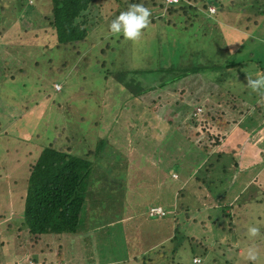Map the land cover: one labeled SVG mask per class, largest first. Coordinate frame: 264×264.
<instances>
[{
    "label": "rangeland",
    "instance_id": "rangeland-1",
    "mask_svg": "<svg viewBox=\"0 0 264 264\" xmlns=\"http://www.w3.org/2000/svg\"><path fill=\"white\" fill-rule=\"evenodd\" d=\"M252 1L232 0V4L229 1H224L223 11L227 14L224 16L222 29H216V35L209 38L204 33L198 35L194 33L195 31L183 32L180 29L184 27L183 22L187 24L190 20L191 14L202 13L203 2L194 4L191 0L180 1V3L194 8L186 12L183 22L181 17H176L177 14L167 15L168 20L176 21L174 27H165L161 16L164 15L166 7L161 10L154 7L153 11L160 18L157 23L151 24L152 28L149 27L147 30L148 38L156 35V31L159 29L164 34L162 36L164 42L167 40L170 45L171 43L174 45L175 50L179 51L184 48L177 40V37L181 36L185 42L192 44L191 49L196 46L204 48L208 53L212 51L210 59L220 61L221 55L216 54V49H219L218 45L225 49L227 44L233 47L234 41H241V36L246 38L245 31L238 28V26L241 27L240 24H247L244 19L247 16L260 18L257 17V8L252 6ZM256 1L258 6L264 7V0ZM33 4H35L34 0H26V5ZM23 7H18L16 0H7L6 7L0 14L2 37L6 35L9 38L21 39L23 36L31 35V32H24L21 28ZM47 8L46 4L39 6L38 10L36 8L39 14L37 19L36 15H32L28 10L29 19L33 21L36 31L42 29L41 15L46 13ZM215 10L216 8L208 7L209 12ZM238 12H240L239 16H237ZM253 12L254 15H252ZM179 14L181 13L179 12ZM4 17L7 19L3 21ZM195 18L198 17H193V19ZM148 19L150 20L151 17ZM205 23L207 24L206 29L213 26L207 21ZM227 28L229 29L227 30ZM188 29H191L190 26ZM217 30L221 33L222 39H220ZM254 34L257 36L256 44H252L254 48L247 50L244 47L237 54V56H242L246 50L252 52L249 55L251 63H243L245 68L243 75L229 81L224 79L225 85H229L228 90L233 91L232 94H243L246 91V77L255 78L257 73L264 74V29H260ZM28 38L26 37V39ZM258 38L263 42L257 40ZM91 40H88L87 46L79 50L80 53L75 57L68 51L64 53V59H59V53L54 51L50 56L52 60L50 64L46 62L50 53L39 56V61L34 67L28 63L25 73L18 72L15 79L0 82V124H2L0 130V209L10 208L11 205L5 203L6 198L10 200V194L13 199L19 196L21 187L26 182L27 166L33 162L35 152L54 139L53 137L60 127L68 123L69 128L70 121L65 117L66 115L72 114L76 121L80 118L84 119V122H71V127L68 129L69 136L75 135L78 141H83V146L84 141L87 146L88 141L91 144L93 140L91 133L93 132L92 128L87 130V127H90L93 112L86 113L87 107L83 100L93 99L102 93V102L112 104L111 98L115 92V87H109L108 91H103L102 87L103 80L99 66L102 59L99 50L104 49V41H99L96 44L97 50H92L89 48ZM227 41L229 42L227 43ZM3 46L5 47L2 49L7 53L15 55L14 49L7 42ZM117 46L122 54L116 53V57L120 56L118 63H121L122 66H125L122 62L140 64L143 61L144 50L148 47L146 42L142 43L141 34L135 40L124 39ZM225 49L223 53L227 54L229 50ZM25 50L23 48V51ZM32 57L34 54L26 55L24 58L28 61ZM84 58L96 59L99 63L89 64V61L84 62ZM112 58L105 65L115 62L116 68L118 65L115 58ZM62 61L66 62L64 66H61ZM225 78L229 77L225 76ZM185 80L166 87L161 93L153 95L152 99L147 97L144 100L147 104H151L153 107L151 110L157 113L156 124L153 119L149 120L152 127L149 134L154 133L155 126L160 127L157 134L158 140L149 139L150 142L156 143L153 144L154 147L144 146L146 149L139 150L140 148L136 149L133 145H125L123 142L113 144L115 153L112 158L115 157V160H111L112 164L110 168H107L108 172L113 169V175L118 173L126 161L128 174L131 176L128 184L126 183L127 187L119 197L121 198L120 205L125 207L122 209H126L124 211L127 214L123 220L129 222L131 226L127 227V230L123 226L124 224H120L117 220L116 236L122 241L120 231L125 229L124 239L136 240V247L145 253L172 236L173 221L176 220V223L186 222L179 231L182 228L187 229L185 235L192 239L194 244L196 243V247L193 248L194 257L191 250L176 251L175 258L180 264H191L194 258L197 259L198 264H247L249 260L246 254L249 248L256 253L255 261L250 263L264 264V155L262 156L264 154V126L256 130L259 125L264 124V89H260V93L254 98L253 112L257 110L255 106L262 108V111H258L254 116V124L249 122L250 120L242 122L240 117V122H235L236 125L232 127L229 135L216 148V151L212 152V156H210L211 153L208 154L200 167L194 170V173L191 170L194 155L182 149H185L186 143L191 144V140L196 142L197 137L194 136V132L200 133L201 129L197 126V121L188 120L187 115L198 105L197 103L208 102L214 108L220 107L221 103L219 105V91L213 90L215 95L209 98L205 86H203V90L193 87L190 92L183 91L186 89L182 85ZM247 88L249 91L250 87ZM182 91L183 93H181ZM107 92L110 95H107ZM260 95L263 97H259ZM234 99L230 96V103ZM194 101L197 105H194ZM151 110L146 112L148 117L152 114ZM176 116L179 118L176 119ZM167 118L174 119L177 127L168 125ZM227 119L231 123L235 120L234 117ZM160 121L163 122L160 124ZM182 122L183 124H180ZM186 122H189V127L184 125ZM63 137L64 135L61 136L62 139ZM75 149H78V146H75ZM117 149L119 150L117 151ZM232 150L234 151L232 155L236 157V160L241 156H246L238 162L239 167L237 168L228 167L229 154ZM214 153H217L215 157ZM184 160L191 162L189 172H185L184 166L181 165ZM256 162L259 165L253 167L252 164ZM243 164L249 168H242ZM259 168L262 169L255 174ZM190 173L191 175H189ZM252 175L254 176L252 177ZM179 191L183 193V197L176 199ZM169 197L170 202L168 201ZM180 204L185 208L179 209ZM150 206L168 207L167 215L150 217L148 215ZM198 211L200 212L198 213ZM119 214H124L123 210ZM185 214L189 215L187 220H185ZM249 226L257 228L255 236L247 235ZM109 227L107 228L110 229ZM18 229H21L20 214L15 213L14 208L11 207L10 214L0 218V262L2 264H23L31 256L36 259V264H64L61 263L62 259L58 255L57 243L54 240L50 241L43 249L37 247V250L29 251L26 254L16 252L15 245L19 246L20 244L15 239L19 234ZM257 240L260 241L257 242ZM95 242V240L91 242L86 239L67 248L63 255L66 260L65 264H110L107 261L101 263L96 261L99 260L95 251L99 241L96 245ZM67 244L70 245V243ZM102 249L104 248L102 247ZM137 253L139 252H133V254ZM196 255H201V257ZM100 257L104 259L106 254ZM108 257L110 256L108 255ZM132 260L133 257L130 256L129 261Z\"/></svg>",
    "mask_w": 264,
    "mask_h": 264
},
{
    "label": "trees",
    "instance_id": "trees-1",
    "mask_svg": "<svg viewBox=\"0 0 264 264\" xmlns=\"http://www.w3.org/2000/svg\"><path fill=\"white\" fill-rule=\"evenodd\" d=\"M180 1L183 0H178L177 3H168V0H34L35 4L26 5V0H16L18 7L24 6L22 10L19 9L21 12L24 11L23 16H21V28L24 32H31V35L23 36L21 39L9 38L6 35L2 37L3 33L0 31V82L15 79L18 72L25 73V67L28 63L34 67L39 61V56L50 53L46 60L48 64L52 62L50 56L54 51L59 53V59H64V53L68 51L75 57L80 53L79 50L87 46L88 40L92 39L89 44V48L92 50H97L96 44L101 40L104 41V49L99 50L102 59L99 66L103 80V91L109 87H115V92L111 98L112 104L102 102V93L93 99L83 100L87 107L86 113L93 112L90 127H87V130L92 128L93 132L91 133L93 137L91 144L88 141L87 146L84 141L83 146V141H78L75 135L69 136L68 129L71 127V122H84V119L80 118L76 121L72 114L64 115L70 121L69 128L68 123L60 127L53 137L54 139L35 152L33 162L27 166L26 182L21 187L19 196L13 199L10 194V198L8 197L10 200L6 198L5 203L11 206L9 209H0V218L7 217L11 212V207L14 208L15 213L20 214L21 229H18L19 234L15 237L20 244L19 246L15 245L16 252L26 254L29 251L37 250V247L43 249L50 241L54 240L57 243L58 255L62 259L61 263L65 264L66 260H64L63 255L66 249L87 239L91 242L95 240V245L99 241L95 249L96 256L99 257V260L96 261L99 263L107 261L110 264H180L175 258L177 256L176 251L183 252L185 249L191 250L192 256H195L193 255V248L196 247V243L194 244V241L185 235L187 229L182 228L179 231L186 222L176 223L174 220L172 236L165 242L163 241V244L161 243L145 253L136 247V240L124 239L125 229L120 231L122 241L117 238L118 230L115 228L117 220L120 224H124L125 228L131 226L129 222L123 220L127 214L124 211L126 209H122L125 207L120 205L121 198H119L120 193L127 187V182L131 176L128 174L126 161L118 173L113 175V169L108 172L107 168L111 167V160H115V157L112 158L115 153L113 144L123 142L125 145H133L136 149L140 148L139 150L146 149L144 146L154 147L153 144L156 143L150 142L149 139L158 140L157 134L160 127L154 125V133L149 134L152 129L150 121L153 119L156 124L157 113L152 111V105L147 104L144 100L147 97L152 99L153 95L161 93L166 87L173 86L185 79L182 85L186 89L183 91L190 92L193 87L203 90V86H205L209 98L215 95L213 90L219 91V105L221 103L220 107L214 108L208 102L197 103V105L194 101V105L197 106L193 108L191 105L193 110L188 115L185 113L188 120L192 122L196 120L197 126L201 129V134L194 132V136L197 137L196 142L191 140V144L186 143L185 149H182L194 155L192 172L200 167L208 154L211 153L210 156H212V152L216 150L229 135L232 127L241 119L242 122L250 120L249 122L254 124V116L258 111H262L260 106H255L257 110L253 112L254 98L260 93V89L253 91L250 88L248 91L246 86V91L243 94L235 95L232 94V90H228L229 85H225L224 79L229 81L235 77H241L245 69L243 63H251L252 60L249 55L252 52L247 50H252L254 48L252 44H256L257 36L254 33L264 29V7L258 6L256 0L252 1V6L257 8V17L260 18L247 16L244 19L247 24L238 26L239 29L242 28L245 31L246 38L241 36V41H234L233 47L227 44L226 49L229 50L227 54L223 53L225 47L221 48L218 45L219 49H216V54L221 55L220 61H212L210 59V55L213 54L212 51L208 53L204 48L196 46L191 49L192 44L185 42L181 36H178L177 40L184 48L179 51L175 50L172 43L170 45L167 40L164 42L162 37L164 34L159 29L156 31V35L148 38L147 30L152 26L151 24L157 23L160 18L153 11L154 7L158 10L166 7L164 15L161 16L165 22V27L176 26V21L168 20L167 15L177 14L176 17H181L182 22L185 21L183 16L194 7L180 3ZM191 1L194 4L203 2L201 5L202 13L191 14L187 24L186 22L182 23L184 27L180 28L181 31H195L194 33L198 35L204 33L207 38L214 37L216 29H222L224 16L227 14L223 11L224 1H229L232 4V0ZM6 3L7 0H0V14L3 13ZM135 3L142 4L150 12L149 17L151 19L148 25L140 30L142 43L146 42L148 47L144 50L143 61L140 64L122 62L125 64L122 66L121 63H118L120 56L116 57V53H121L117 44L125 38L120 34L109 33L108 24L121 11H126L130 4ZM45 4L48 8L46 13L41 15L42 29L36 31L33 21L29 19L28 10L31 11L32 15H36L37 19L39 6ZM209 6L216 8V10L210 13L208 11ZM239 14L240 12L237 13V16ZM254 14L253 12L252 15ZM195 16L198 18L193 19ZM6 19L7 17H4L3 21ZM205 21L212 23L213 26L206 29ZM189 26L191 29H188ZM206 30L207 32H205ZM217 33L222 39L223 37L218 30ZM26 37L29 38L26 39ZM6 42L14 49L15 55L2 49ZM246 45L249 46L246 47ZM244 47L247 49L245 53L242 56H237L241 51L240 49ZM23 48L26 50L23 51ZM32 54L34 57L26 61L24 57ZM20 57L21 60L19 61ZM112 57L115 58L118 65L116 68L115 62L105 65ZM112 60L114 59L112 58ZM87 61L94 65L99 63L96 59L84 58V62ZM65 63L62 61L61 66H64ZM225 76L229 78H225ZM106 94L110 95L109 92ZM230 96L235 98L231 103ZM259 97H263V95ZM195 108L201 109V112L195 113ZM148 110L152 111L150 117L146 115ZM228 117H234L235 120L231 123L227 119ZM240 117L241 119H239ZM178 118L176 116V119ZM161 122L163 121L159 123L161 124ZM166 123L177 127L174 119L167 118ZM184 125L189 127V122ZM263 126L264 124L259 125L256 130ZM63 135L62 139L61 136ZM75 146H78V149H75ZM138 152L140 153V151ZM216 154L214 153V157ZM228 162V167L231 163L232 166L234 164V167H238V160L235 161L230 157ZM181 165L184 166L185 172L190 171V161L184 160ZM225 167L223 168L225 169ZM182 197L183 193L179 191L176 199ZM168 201H171L170 197ZM151 207H160L164 215H149ZM179 207V209L185 208L182 204ZM121 210L124 214H119ZM167 210L168 207L150 206L148 215L150 217H164L167 215ZM185 215V220H187L189 215ZM259 241L257 240V242ZM102 252L103 254H101ZM133 252L139 253L133 254ZM105 254L104 259L100 257ZM108 255L110 257L107 258ZM130 256L133 257L132 261H129ZM196 256L201 257V255ZM29 262L36 264V259L31 256L23 264ZM250 262L252 261L249 260L247 264H251ZM0 264L2 263L0 262Z\"/></svg>",
    "mask_w": 264,
    "mask_h": 264
},
{
    "label": "clouds",
    "instance_id": "clouds-1",
    "mask_svg": "<svg viewBox=\"0 0 264 264\" xmlns=\"http://www.w3.org/2000/svg\"><path fill=\"white\" fill-rule=\"evenodd\" d=\"M177 2L178 0H168V3ZM149 16V10L142 4H130L126 11H121L109 22L108 31L111 34H120L127 40H135L140 35V30L148 25ZM246 79V86L250 87L253 91L264 89V74L257 73L255 78L248 77ZM196 109L195 113L197 112ZM257 231L255 226H249L247 228V235L249 237L255 236ZM246 255L248 260L255 261L256 253L251 248L247 250ZM192 264H198L196 258L193 259Z\"/></svg>",
    "mask_w": 264,
    "mask_h": 264
},
{
    "label": "crops",
    "instance_id": "crops-1",
    "mask_svg": "<svg viewBox=\"0 0 264 264\" xmlns=\"http://www.w3.org/2000/svg\"><path fill=\"white\" fill-rule=\"evenodd\" d=\"M215 151H216V150H215ZM233 153H234V151L232 150L231 153L229 154V156L232 157L235 161H237V160H236V157L232 155ZM245 157H246V156H243V157L241 156L240 158H238V162L242 161L241 159H243V158H245ZM252 161H253V160H252ZM231 162H232V161H231ZM248 162H249V161H248ZM253 162H255V161H253ZM234 163H235V162H234ZM255 164H256V165H255ZM258 165H259L258 162L252 164L253 167H254V166H258ZM229 166L231 167V166H232V163H231ZM250 166H251V165H250ZM232 167H234V164H233ZM238 167H239V166H238ZM246 167H248V166H246L245 164L242 165V168H246ZM248 168H249V167H248ZM260 169H262V168H259V169L255 172V174H257V172H259ZM253 176H254V175H252V177H253Z\"/></svg>",
    "mask_w": 264,
    "mask_h": 264
},
{
    "label": "built area",
    "instance_id": "built-area-1",
    "mask_svg": "<svg viewBox=\"0 0 264 264\" xmlns=\"http://www.w3.org/2000/svg\"><path fill=\"white\" fill-rule=\"evenodd\" d=\"M196 111L197 112H200L201 110L197 108ZM149 215H159V216H162V215H164V212H163V210L160 207H151L149 209ZM28 264H33V263L29 262Z\"/></svg>",
    "mask_w": 264,
    "mask_h": 264
}]
</instances>
